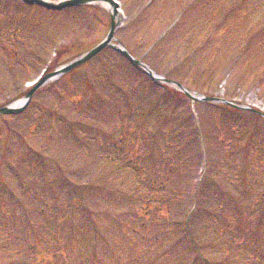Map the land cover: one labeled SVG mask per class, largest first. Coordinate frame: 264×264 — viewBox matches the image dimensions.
I'll return each mask as SVG.
<instances>
[{"label": "rangeland", "instance_id": "obj_1", "mask_svg": "<svg viewBox=\"0 0 264 264\" xmlns=\"http://www.w3.org/2000/svg\"><path fill=\"white\" fill-rule=\"evenodd\" d=\"M144 1L119 0L124 15L116 23L111 10L96 3L51 12L0 0V107L89 50L114 22L116 38L154 72L251 109L199 100L192 106L110 48L47 82L19 114H0V191L24 194L31 221L16 214L10 219L11 201L0 199V264H203L193 245L190 252L174 247L186 235L180 220L201 170L200 138L207 142L209 183L199 198L216 211L210 217L207 209L192 208L185 220L203 248L200 257L206 264H264V118L256 110H264V7L249 11L246 0H155L147 10ZM175 19L178 26L148 52L145 45ZM138 123L148 132L144 144ZM135 157L134 170L129 163ZM41 158L58 159L70 176L68 170L79 168L84 177L61 189L59 166L39 169ZM160 164L162 174L155 172ZM41 181L46 194L40 202L32 188ZM52 184L53 192L47 191ZM76 197L86 202L93 222ZM163 198L168 207H158ZM236 198L254 205L250 226L245 208L244 221L231 220ZM15 233H29L33 257L20 261L12 254L9 247L22 237H6Z\"/></svg>", "mask_w": 264, "mask_h": 264}, {"label": "water", "instance_id": "obj_2", "mask_svg": "<svg viewBox=\"0 0 264 264\" xmlns=\"http://www.w3.org/2000/svg\"><path fill=\"white\" fill-rule=\"evenodd\" d=\"M84 0H66V1H62V3H59V4H53V5H49V4H46V3H42L44 5H46L47 7H50V8H63V6H68V5H71L72 3H76V2H79V3H82ZM110 31L108 33V36L106 37V39L101 42L100 44H98L97 46H95V48H93V50H91L90 52L87 53V55L85 57H89L91 55H94L97 51L103 49L104 45H106L109 41V37L112 35L113 33V27L111 26L110 27ZM36 87H34L33 89H31L30 91H28V95L31 94L33 92V90L35 89ZM3 111L5 112H13L14 110L13 109H4Z\"/></svg>", "mask_w": 264, "mask_h": 264}, {"label": "bare ground", "instance_id": "obj_3", "mask_svg": "<svg viewBox=\"0 0 264 264\" xmlns=\"http://www.w3.org/2000/svg\"><path fill=\"white\" fill-rule=\"evenodd\" d=\"M47 1V0H46ZM97 2H98V4H101V5H104V6H106L107 8H109L110 10L112 9L111 7H112V4L110 3V2H108L107 0H97ZM113 40V39H112ZM113 42V41H112ZM112 44V43H111ZM149 73H151L150 71H148ZM152 74V73H151ZM153 75V74H152ZM155 76H157V75H154V77ZM54 77L52 76H50V77H47L44 81L45 82H47V81H49V80H52ZM157 79H159V81H163L162 80V78L160 77V76H157ZM174 85V87H179L177 84H173ZM189 93L194 97V98H196L195 97V95H197V94H194V93H191L190 91H189ZM25 100V98H18V100H16V101H14V103H12L11 105L12 106H18V105H20V104H22L23 103V101Z\"/></svg>", "mask_w": 264, "mask_h": 264}]
</instances>
